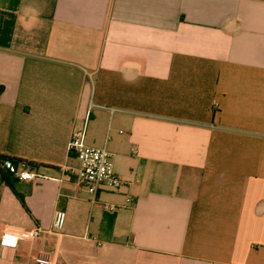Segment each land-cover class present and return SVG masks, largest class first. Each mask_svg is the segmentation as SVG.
I'll return each instance as SVG.
<instances>
[{
  "label": "crops",
  "instance_id": "crops-1",
  "mask_svg": "<svg viewBox=\"0 0 264 264\" xmlns=\"http://www.w3.org/2000/svg\"><path fill=\"white\" fill-rule=\"evenodd\" d=\"M0 154V264H264V0H0Z\"/></svg>",
  "mask_w": 264,
  "mask_h": 264
},
{
  "label": "built area",
  "instance_id": "built-area-1",
  "mask_svg": "<svg viewBox=\"0 0 264 264\" xmlns=\"http://www.w3.org/2000/svg\"><path fill=\"white\" fill-rule=\"evenodd\" d=\"M86 126L87 120L77 126L72 134L69 148L75 151L79 160L77 167H72V171L77 175L78 179L83 182L88 191L95 195L101 186L108 188H118L123 184V180L116 173L111 152L106 147H98L90 145L86 142ZM7 168L11 172L19 174L20 178L29 179L33 177L32 171L24 169L18 171L11 161H6ZM27 167V165H24ZM127 202H131L132 198L127 197ZM109 209H115L110 206ZM66 212L58 210L55 216L54 231L59 232L64 225ZM48 231L40 227L24 228L17 231H4L1 244L3 246L16 247L21 240H32L43 236ZM36 264H50L51 258L46 254L36 257Z\"/></svg>",
  "mask_w": 264,
  "mask_h": 264
},
{
  "label": "trees",
  "instance_id": "trees-1",
  "mask_svg": "<svg viewBox=\"0 0 264 264\" xmlns=\"http://www.w3.org/2000/svg\"><path fill=\"white\" fill-rule=\"evenodd\" d=\"M0 159L1 160H4V161H11L12 165H14L15 167L19 164V163H22L23 165H27V166H35L37 165L36 162H32V161H27L25 159H21V158H14V157H10V156H7V155H3V154H0ZM8 170H10L9 168H7ZM1 170V169H0ZM9 184L10 181L9 180H6ZM12 185V184H11Z\"/></svg>",
  "mask_w": 264,
  "mask_h": 264
}]
</instances>
